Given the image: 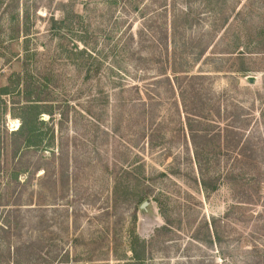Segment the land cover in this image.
Wrapping results in <instances>:
<instances>
[{
	"label": "rangeland",
	"instance_id": "1",
	"mask_svg": "<svg viewBox=\"0 0 264 264\" xmlns=\"http://www.w3.org/2000/svg\"><path fill=\"white\" fill-rule=\"evenodd\" d=\"M237 20L248 34L241 33L243 51L259 52L264 0H3L0 88L9 94L0 97V227L10 223L12 246L38 245L46 264L65 258L119 264L123 253L130 256L132 232L148 240L165 220L174 242L157 250L151 264H243L245 241L263 244L256 232L264 227V199L234 206L244 196L238 185L260 182L264 194V167L253 171L251 159L238 164L236 151L226 144L215 149L212 135L246 124L243 140H250L253 156L264 151V110L256 96L264 85V54L247 57L251 72L236 75ZM184 76L179 87L175 78ZM181 88L188 98L194 91L190 110L221 108L212 128L198 125L199 161L186 125L196 120L183 111ZM25 92L48 100L40 110L50 108L53 116L40 115L39 147L12 159L10 135L20 126ZM124 167L137 175L122 177ZM201 176L216 184L214 192L198 184ZM116 180L129 186L128 200L121 189L113 192ZM148 190V205L136 210L135 198ZM212 218L222 219L220 242L209 244L204 232L203 241H192Z\"/></svg>",
	"mask_w": 264,
	"mask_h": 264
},
{
	"label": "trees",
	"instance_id": "2",
	"mask_svg": "<svg viewBox=\"0 0 264 264\" xmlns=\"http://www.w3.org/2000/svg\"><path fill=\"white\" fill-rule=\"evenodd\" d=\"M253 1V0H250ZM3 6V0H0V9H2ZM240 16L239 13L237 15V17ZM241 20H237L234 30H235V51H233L231 54L235 55V61L238 62L237 64V69L235 70V73L238 77H246L248 75V72H251V70H248L246 67V58L251 56V55H258V54H264V46L262 47V45H264V42L262 45H260L257 50H259V52L254 53V52H250V51H243V49L245 50L246 48H244L245 46H243L242 44V40H241V33L242 31L245 32L246 35L247 32L245 29H242V21ZM238 32V33H237ZM241 42V43H240ZM1 46V43H0ZM254 51H256V49H254ZM264 72V70H263ZM186 76H184V78H180L177 77L175 78V81L178 85H180L179 87H182L181 83L183 81V79H185ZM200 77H204V76H190L188 78V80H194ZM165 81H169L168 78H166ZM263 84V83H262ZM25 88L27 89V85L25 86ZM8 87H4V88H0V97L8 95ZM194 91L190 92V96L192 98L190 99L187 97V92L185 90V88H181L180 90V100L182 103V107H183V111L184 113H186L187 117L188 114L194 116L195 118V126L193 127L189 122L187 125V128L190 130V135H191V141L192 144L194 145V159L196 161H199V142L198 140L200 139V129L198 128V125H201L203 123L209 124V121H211V118L215 116L220 117L221 114V108L218 104L216 110L214 112H212V114L210 113H203L201 112L197 107H193V110H190V108H187L188 105V100L190 99V101H193L196 103V97L195 94L193 93ZM262 93H264V85H262L260 87L259 90H256V96L258 99H261V103L263 110H264V98L262 96ZM37 96H35L34 98H31V96H29V93L25 92V96L23 98V105H22V112L21 114L18 116L19 120H20V126L19 128L12 132V134L10 135V137L12 138V141H10L9 143V149H10V157L13 159L16 158L17 155H21V153L23 151H28L29 149H33V148H38L40 145V140H39V135L36 132V126L38 123L40 122V115L41 114H47L50 118H52L53 116V111L50 108H44V110H40V103H44L47 102L48 100H46L45 98H36ZM139 115H141V118L143 116L144 119V114H145V110L142 108L139 111ZM210 114V115H208ZM63 119H67V112L66 114H63ZM236 123V122H235ZM210 126L212 124H209ZM208 125V126H209ZM212 128V126H211ZM214 128V126H213ZM247 126L246 124H237L236 126L234 124V126H224L222 128V130L218 129V131L212 135L216 136V145L214 146V148L221 151V148H224L225 144L226 147H230L232 150L236 151V158L235 161L239 162L238 164L241 163H245L243 162L245 159L246 160H250L252 161V170H256L257 166H263L264 167V154H262V152L264 153V151L260 152L259 155H254V149L250 148L251 146V142L250 140L246 137L243 140V136H244V132L246 130ZM205 138L207 139L206 142L209 140L208 138V130H205ZM229 135H233L232 137V142L230 144L229 142ZM202 139V138H201ZM196 140V141H195ZM226 140V141H225ZM252 151L250 155H247L246 152ZM25 155V154H24ZM259 157V158H258ZM176 158V157H174ZM177 159V158H176ZM18 162V159H17ZM41 167V163L38 161L37 163L34 164L33 170L31 172V174L29 175V179L28 182L31 181L32 176L35 174L36 171L39 170V168ZM123 174L124 176L122 177H132V176H136V173H132L131 171L127 170V167L123 168ZM252 171V172H253ZM19 172L16 171L15 175H14V181L16 180V176ZM177 170L172 171V172H168L167 174L169 175H176ZM167 174L165 173H161L159 174L161 177H167ZM115 179H121L120 177L115 178ZM142 179H147L148 178H143ZM138 180V179H137ZM195 183H197L196 180H194ZM27 182V183H28ZM260 182H256L253 183L252 185H238L236 191L238 193H243V198H238L237 200V204L234 206L237 210H241L239 209L240 205H246V206H253V205H257L261 199H264V194H262V192H260ZM119 184V185H118ZM198 184H200V186L205 190V191H210V192H214L216 190V184H209L207 183V180L203 178V176H201V178H199L198 180ZM264 185V181L261 182V185ZM126 184H121L120 181L116 180V184H114L113 186V192H118L119 189H121L123 192L122 194L126 195L125 199L128 200L129 195H128V191ZM209 189V190H208ZM150 196H151V191H141L139 193V195L135 198V209L137 210V206L139 204H141L144 201H149L150 200ZM155 199V198H154ZM125 201V200H124ZM155 201V200H153ZM126 202V201H125ZM16 205V204H14ZM264 202L263 204L260 202L259 206H262V210L261 212L264 214ZM261 215V214H260ZM227 216V215H226ZM226 216H224V218H226ZM165 218V216H164ZM223 218V219H224ZM133 219H136V215L133 216ZM241 219V218H240ZM239 218H237V222L238 221H243L240 220ZM222 219H210L209 221H203V223L201 224L200 227L196 228L194 230V234L191 235V240L195 241V242H199V241H203L204 238H201L200 233L204 232L207 234L208 237V243L212 244L214 243H219L220 239H219V225L221 223ZM173 228H172V224L170 222H167V220H165V223L163 226H160L159 228L155 229L154 232L152 233V235L150 236V238L148 240H143L141 238H139L138 236H136L134 234V232H132L133 234H131L130 238H129V243H128V252L130 254V256H126V254H122L121 256H119L117 258V261H119V264H151L152 263V256L154 255V253H157L159 251V249L161 250L162 247L164 245H166L167 243H173L174 239L171 237V235L173 236ZM0 231L2 233V239L6 240V241H2L0 243V246H2L4 248V251H0V264H10L15 263H25V264H46L45 262L42 263L40 262V252L37 251L34 247L38 246L36 244L30 243V242H20V244H18V246H12L11 242H10V238L12 239L14 232H11V228H10V223L9 222H4V224L0 227ZM257 239L259 238V242L263 243L262 245H258L257 241L254 239H251L250 241H245L247 245L250 246V248L245 249L244 254H246L247 256L243 259V264H264V227L260 230L257 231ZM206 237V238H207ZM11 248H13L14 254H21L22 258L21 260H13L12 254H11ZM158 250V251H157ZM35 257V258H34ZM67 258L65 259H59L56 261V263L58 264H68ZM95 259H99L98 257H95L94 259H91L90 261L94 262V261H98ZM53 262H49V264H52Z\"/></svg>",
	"mask_w": 264,
	"mask_h": 264
},
{
	"label": "water",
	"instance_id": "3",
	"mask_svg": "<svg viewBox=\"0 0 264 264\" xmlns=\"http://www.w3.org/2000/svg\"><path fill=\"white\" fill-rule=\"evenodd\" d=\"M148 205V201H144L140 204L139 209L140 210H145L146 206Z\"/></svg>",
	"mask_w": 264,
	"mask_h": 264
},
{
	"label": "bare ground",
	"instance_id": "4",
	"mask_svg": "<svg viewBox=\"0 0 264 264\" xmlns=\"http://www.w3.org/2000/svg\"><path fill=\"white\" fill-rule=\"evenodd\" d=\"M15 129H17V126H16V128Z\"/></svg>",
	"mask_w": 264,
	"mask_h": 264
}]
</instances>
